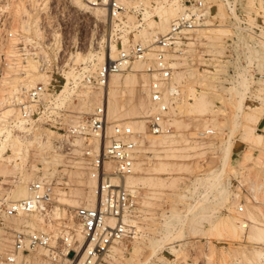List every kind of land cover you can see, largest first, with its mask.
Returning <instances> with one entry per match:
<instances>
[{
  "label": "rangeland",
  "instance_id": "obj_1",
  "mask_svg": "<svg viewBox=\"0 0 264 264\" xmlns=\"http://www.w3.org/2000/svg\"><path fill=\"white\" fill-rule=\"evenodd\" d=\"M2 1L6 4L9 0ZM42 1L38 0V3ZM212 2L213 15L209 20L213 22L214 17L213 24L215 25L223 21V24L228 25L229 33L222 39V42L220 41V46L217 44L214 50L205 36H200L199 40L192 37L194 41L187 43L188 47L184 53L172 55L174 62L178 63L173 73L177 72L175 79L181 81L182 97L170 107V116L166 122L170 125V129L166 133L176 132L180 139L175 142L176 145L173 144L174 147L171 146L170 151L168 149L166 154L165 151L164 153L159 152L158 156H152L145 149L136 150L138 142H135L134 172L131 175L137 177V181L130 183L128 176L125 181L136 189V210L140 234L135 238L124 239L112 245L109 251L102 255L98 264H264V261L260 262V260L255 262L253 259L255 257L251 255L255 249L260 250L264 255V164L261 166L259 154V146L263 137L261 130H264V86L261 80L264 76L251 74L253 68H257L253 63L247 66L248 73L251 75L250 87L244 94V112H237L236 78L248 63L246 48L242 42L255 38L244 28L233 23L228 16L231 11L227 10L224 4L222 6L226 15L222 17L223 20L220 19L219 13H216L218 11L215 4L221 0H212ZM253 2L255 3V0H245L244 11L247 18L251 17L250 13L253 9L258 10L256 9L258 6L253 8ZM257 2L258 0H256V5H258ZM25 4L29 5L27 0ZM147 4L144 3L145 6ZM29 7L31 9L32 5L30 4ZM7 9L12 19L11 10ZM36 16L41 37L38 38L31 28H29L30 31L29 29L23 31L20 28L21 20L17 18L16 21L11 20L14 30L11 41L16 42L22 35L37 39L40 42L38 45L41 55L46 58L53 54L55 41L59 39L58 53H63L68 62L72 64L85 61L91 64L95 62L96 52L92 49L94 48L93 41L98 40L107 31V15L99 10L75 7L73 0H47L44 8H38ZM125 18L129 27L138 29V25H130L135 18L133 13H127ZM151 18H155L154 14ZM257 21L264 25L263 16H258ZM144 24L145 20L140 25ZM134 30L132 28L129 33L123 34L122 44L131 39L138 41ZM6 48L10 53L8 45ZM76 52H79L81 58L85 59L74 62L72 57ZM4 54H1L0 61L6 58L7 55ZM12 60V65L7 61L3 68L4 72L0 75L1 100L9 96L11 80L14 77H24L31 62H34L40 73L47 75L39 68L40 59L38 57L16 55ZM132 61L122 71L124 75L128 73L131 63H134V60ZM138 75L137 80L141 78ZM143 75L142 79L146 82L145 72ZM43 79L37 81H43ZM87 87L88 90L93 91L99 89L88 85L73 89L65 87V92L72 93L70 100L62 99L61 90L64 88L54 91L56 104H54L52 113L58 117L56 124L44 123L27 135L22 132L25 128L22 125L21 129L16 128L13 132L7 131L12 135L0 153V195H4L7 199L11 197L15 199L18 191H24L26 194L25 183L42 175L40 159L45 156L48 160L54 161L51 165L54 169L51 172L52 177L48 175L53 183V195L48 205L49 208L58 206L62 209L64 207L72 214L73 206L58 203L57 189L69 195L68 199L73 200V203L77 202L76 205L88 204L87 195L91 192L89 188L91 179L86 175L85 164L79 156L80 142L77 141L73 150L57 148L54 143L58 137V125L63 126L76 121L84 113L91 111L95 105L103 102V96L91 105L80 102L75 94ZM138 89L132 91V97L130 96L132 99L128 98V102L127 99L117 102L116 117L105 114L108 132L112 122L131 126L133 119L138 118L137 112L141 109L139 102L143 99ZM251 94L254 101L248 103L245 97ZM199 99L202 101L196 102ZM144 101L145 107L148 108L147 97ZM6 105V102L0 103V110ZM253 108L261 110L258 124L251 120L249 124V119L245 117V111H251ZM145 115L146 112L143 114V119ZM247 124L255 126V131L262 135L259 143L243 136L244 126ZM18 125L20 124L16 127ZM207 127L212 129L211 133L198 134L197 131ZM145 130L150 138L157 137L151 135L154 133ZM39 141L43 143L48 141V143L41 145ZM93 141L97 145L95 138ZM228 145L230 150L227 149ZM143 146L146 147L147 143L145 142ZM16 153L20 155L19 157L17 154L19 157L16 160L17 166L13 165ZM80 163L82 167H77ZM219 174L221 175L217 178ZM222 181L228 185L229 196L236 195L237 203L235 204L242 205L241 212L234 207L238 219L248 224L250 219L247 213L252 212V215H257V225L263 229L262 233L257 234L258 236H252L251 239L244 236L232 237L222 221H219L221 217L230 214L228 198L224 199L216 190V186ZM23 186L24 188L21 189ZM35 217V215H30L25 218L32 223L36 220ZM6 220L14 226L19 224L18 219L13 221L7 218ZM29 223V226L33 224ZM74 225L66 215H60L51 218V227L46 230L57 231L62 228L67 229L68 232L73 230L74 235ZM4 237L6 240L2 236L5 241L2 240V244L7 246L8 237L6 235ZM26 257L30 258L28 264H49L43 248L22 252L20 264H24Z\"/></svg>",
  "mask_w": 264,
  "mask_h": 264
},
{
  "label": "built area",
  "instance_id": "obj_2",
  "mask_svg": "<svg viewBox=\"0 0 264 264\" xmlns=\"http://www.w3.org/2000/svg\"><path fill=\"white\" fill-rule=\"evenodd\" d=\"M82 1L88 8L102 9L108 16L107 31L93 41V51L102 53V59L96 65L88 61L72 64L61 52L45 58L39 50L40 42L23 35L16 42L11 41L14 30L10 14L4 1L0 0V45L7 44L11 50L0 61V75L6 60L12 63L16 55L38 57L39 68L47 74L44 81L27 84L12 93L9 103L15 115L7 118L6 129L13 132L16 125L20 124L25 127L22 132L27 135L44 123L56 124L58 117L52 113L56 104L53 96L55 90L62 87L73 89L82 85L102 87L107 84L111 73L125 70L132 60L142 59L146 62L143 68L147 78L146 129L154 134L168 131L170 125L166 122L170 116V107L182 97L181 81L173 77L176 67L172 55L184 53L187 43L193 40L195 30L206 19H211L212 0H177L179 9L170 16L167 30L153 35L146 44L132 39L121 43L123 34L133 28L126 23L127 13L135 16L134 21L130 22L134 26H140L146 14L152 16V7L150 9L145 6L143 0H134L135 5L129 6L124 0ZM222 1L224 7L231 11L228 16L233 23L244 28L253 38L264 42V25L257 21L258 16L264 17V0H258L259 8L251 11L250 18L245 15V0ZM261 64L263 69L259 71L254 67L251 73L253 76H264V56ZM245 99L248 103L254 101L252 94ZM105 123V110L100 102L76 121L58 125V137L54 142L57 148L64 150H72L77 141L80 142V159L85 164L86 175L94 181V202L72 207V217L83 235V245L78 244L73 237V230L32 229L23 221L30 215H43L44 207L48 208L51 202L53 183L48 177L39 176L25 183L26 194L22 197L7 199L0 195V264L12 263L18 254L36 248L44 249L49 264H98L112 245L140 234L136 189L124 182V177L133 172L137 133L120 122L110 123V131L107 132ZM197 132L207 134L212 129L207 127ZM261 134L263 137L259 154L262 166L264 130H261ZM94 138L98 140L97 145ZM108 161L112 165L111 170L105 166ZM236 210L242 211L240 203ZM7 217H15L19 224L14 226L8 223ZM3 235L8 237L7 246L2 244Z\"/></svg>",
  "mask_w": 264,
  "mask_h": 264
},
{
  "label": "bare ground",
  "instance_id": "obj_3",
  "mask_svg": "<svg viewBox=\"0 0 264 264\" xmlns=\"http://www.w3.org/2000/svg\"><path fill=\"white\" fill-rule=\"evenodd\" d=\"M250 1H252V0H250ZM27 2L29 3V5L30 4L32 5L31 9H30L28 4H25V0H9L4 5H5V7L9 8L11 10L13 20L16 21L17 18H18L17 20H19V19L21 20L22 24L20 25V28L23 31H28V29L31 28L32 30H34L33 33H35L37 35V37L39 38L40 34H39V28H38V24H37L38 19L36 16V12H37L38 8H44V6L47 5V0H43L41 3H38V0H27ZM124 2L127 6H129L131 4L135 5L134 0H124ZM221 2H222V0H221ZM221 2H218L217 4H215V8H217V11H218L216 13L217 14L219 13L218 16L221 17V18L220 17L219 18L223 20L222 17H224V15H226V13L224 12L225 9L222 6L223 3H221ZM143 3H145V5L148 3L150 9L152 7L151 12L154 14L155 18L154 19L151 18V16H150L151 14H146L145 24L142 26L140 25L141 27L139 26L140 28L138 27V29H135L133 27V30L134 29L136 30V31L134 30V32H136L135 35L138 37L139 43L146 44V43L151 41L153 35L158 34V33L162 34L167 30L169 18H170V16H172L177 11V9H179V4H178L177 0H159L157 3L154 1H151V0H143ZM251 3L252 2H250V4ZM148 4H147V6H148ZM257 4L259 5V1L257 2ZM73 5L75 7L80 8V9L88 8L83 3L82 0H73ZM258 8H259V6H258ZM89 9L99 10V11H101V13L107 15L106 13H104V11L102 9H99V8H89ZM99 13L100 12H98L97 14H99ZM233 17L235 18V16H233ZM10 18H11V16H10ZM107 20H108V16H107ZM222 22L223 21H221V23H218L217 25H215V24H213L212 21H210L209 19H206L204 21V23L202 24V27L200 26L201 28L199 27L198 29L195 30L193 38H195L196 40H199L200 36H205V38L210 43L212 50H214V48H216L217 44H218V46H220L219 45L220 41L222 42V39L224 37H226V35L229 33L228 25L223 24ZM29 31H30V29H29ZM55 36H57V34ZM242 43H243V46H245V48H246L248 63H247V65H245L242 68V71L240 73H238V76L236 78L237 85H238V91L237 90L235 91V93L237 94L236 110H237V112H240V113L244 112V110H243L244 94L247 91V89L250 87L251 75L248 73L249 68L247 69V66H250V64L253 63L254 65L257 66L258 70L261 71L263 69V66L261 64V59L264 56V42L262 40L250 38L249 41L244 40ZM6 45H3V46L0 45L1 46L0 56L2 53L3 54L8 53V49L6 48ZM112 48H113V46L111 45L110 49H112ZM59 50H60L59 39H56L55 46L53 49V55H55V53L58 52ZM215 50H217V49H215ZM212 52H214V51H212ZM4 55H7V54H4ZM95 56H96L95 62H93L92 65H96L97 63H99L101 61L102 53L96 52ZM88 57H90V56H88ZM82 59L84 60L85 58H81V55L79 52H76L72 57V60L74 62L80 61ZM7 61L8 60H6V63H7ZM8 63L10 65H12L11 62L8 61ZM145 63L146 62L142 59H135L134 63L133 64L131 63L130 69L128 70V73H126L125 75L122 73V71L111 73L109 75V79H108L106 85H103L102 87L101 86L96 87L99 89L94 90V91L88 90V87H87V89L83 88L80 90L79 93H76L75 95L80 102H83L84 104H88V105L93 104L95 101H98L100 96H103L102 104H103V107L105 110V114L107 113L111 117H116L118 114L117 102L122 101V99L123 100L127 99V102H128L129 101L128 98H130V100L132 99L131 98L132 97L131 94H133L132 91H134L136 88H139L138 89L139 93H140V95L143 96V97H141L143 99H141L139 102V105H140L139 107H141V109L137 112V114L139 115L138 118L133 119V123L129 127L137 133V136H136L137 139H135V142H138V147L136 148V150L138 149V151H139L140 149H145V150H148V152H150V154L152 156H158L161 152L164 153V151L166 154V151H168V149L170 151L171 146L173 144L174 145L177 144L175 142H177V140L180 139V136L177 135L178 133H176V132L171 133V134H167L166 132H168L169 130L163 131L160 133H156V134H151L153 136H157L156 138H150L148 136V134L146 133L143 114H145V112L148 111V108L145 107L146 103H144L145 102L144 98L146 97V91H145L146 82H145V79H142V77L144 76L143 75L144 74V68H143L144 66L143 65H145ZM174 64L177 65L178 63L174 62ZM36 68L37 67L34 64V62L33 63L31 62L29 64L28 70L25 72L24 77H22V78L14 77L11 80V83L10 84L8 83L11 86V88L8 91L9 96L5 97L3 100L0 99L1 104H2V102L7 103V105L0 110V153L5 148L6 142L10 138V135H12V133H10L11 131L7 132L8 130H6V127H5V123L7 121V118L14 115V113H15L12 105L9 103L10 96L12 95L13 92L22 88V86H25L27 84H33L35 81L41 80L42 78L45 79L47 77V75H43ZM3 72H2V74H3ZM138 74L141 76V78H138L141 81L136 79L137 78L136 76ZM176 74H177V72L173 73L174 79H175V77H177V76H175ZM139 75H138V77H139ZM145 75H146V73H145ZM44 76H46V77H44ZM44 79H43V81H44ZM258 79H260V78L258 77ZM261 80H262L263 86H264V79L262 78ZM4 81L6 82V80H3V82ZM62 88H64L63 90H61V92L63 93L62 99L63 100L64 99L70 100L72 93L69 91L65 92L66 91L65 87H62ZM62 88H60V89H62ZM201 101H202V99H199L196 102L199 103ZM195 104H197V103H195ZM122 107H123V103H122ZM245 113H246L245 117L247 116V118L249 119V120L247 119L248 123L251 120V121H253V123L258 124L259 116L261 115V110L259 108H253L251 111H247V112L245 111ZM111 117H109V118H111ZM245 120H246V118H245ZM249 124L244 126L243 136H245V138L246 137L251 138L256 143H259L262 135L255 131V128H254L255 126L253 127L252 125H249ZM17 128L21 129L22 126L18 125ZM105 128L107 131V124L106 123H105ZM3 134H6V135L4 136ZM13 136H15V135H13ZM2 137H4V138L2 139ZM97 141L98 140L96 138L95 139L96 144H97ZM44 142L45 143H43V141H39L38 143H41V145H46V143H48V141H44ZM145 142L147 143L146 147L143 146V144ZM99 143H100V140H99ZM174 145H173V147H174ZM227 147H228L227 149L230 150L229 145ZM19 151H20V149H19ZM24 152H25V150H24ZM17 154L18 153H16V156L13 159V165L17 164L16 160H17V158L20 157V155L18 154L19 155V157H18ZM55 161H57V160H55ZM40 162L42 164V168H41V174L42 175L41 176H45V177H48V175L51 176V172L54 170L51 165L53 164L54 161L48 160V158L43 156L40 159ZM134 163H135V160L133 162V172H134ZM105 166L108 170L112 169V165L109 161L105 164ZM77 167H82V163H80L79 166H77ZM132 173H130L124 177L125 183H126L125 179L127 176H128V180H130L129 181L130 183H135V181H137V179H136L137 177H135L134 175H131ZM220 175L221 174H219L217 176V178L220 177ZM26 179L27 180L29 179L28 176ZM93 186H94V181H93V179H91V180H89V188H90L91 192L89 195H87V200H88L87 203L88 204H92L94 202L93 200L95 198V195H94V191H93ZM23 188H24V186L21 189H23ZM216 190L219 192V195H221L224 199L228 198L227 199L228 204L230 203V205H229L230 206V211H229L230 214L227 216L221 217L220 218L221 220H219V221H222L224 227L232 234L231 235L232 237L235 236L236 238H238V237L240 238V237L244 236V237L251 239L252 236L256 237V236H258L257 234H259L260 232L262 233L263 229L258 227V225H257V219H256L257 215H255V214L252 215L253 214L252 212H251V214L247 213L248 219H250V223L247 224V223H245V221L243 222L240 219H238V217L236 216L235 211H234V207L237 208V206H238L235 204L236 195L234 197L229 196L228 185L225 181H222L221 183H219V185L216 186ZM18 192L19 193H17V195L14 194L15 197H17V198L25 195L24 191H21V192L18 191ZM68 196L69 195H67L65 192L57 189V201L59 204H62L64 206L65 205H69V206L76 205L77 202L73 203L72 202L73 200L70 201L71 199L69 200L68 198H70V197H68ZM48 208L44 207L43 215L42 214L35 215L36 220L32 219V220H35L32 222L33 224L29 220L27 221V219H24L23 221L26 222L27 224L30 222L32 224L30 226L33 227L34 229L39 228V229H45L46 230L47 228L51 227V218H56L57 216H60V215H66L75 224L74 225L75 226V232H74L73 237L77 240L78 244L83 245L82 244L83 243V235L80 233L79 225L73 219L72 214L70 212H68L66 210V208H64V207L62 209H60V207H58V206H54L51 209L50 208L48 209ZM7 218H8V220L11 219L13 221L16 219L14 217H7ZM229 232H228V234H229ZM137 236H134L133 238H135ZM3 238H4V240H6L4 235H3ZM3 238H1V241L3 240ZM254 251H252V252H254L253 254H255V255L251 254L252 257L254 256L256 258V260H255V258H253L254 261L255 262H257L258 260H260V262L264 261L263 253L260 250L257 251V249H255ZM21 254L22 253L18 254L15 257V259L13 261V262H15L14 264H20ZM29 259L26 257L24 264H28ZM9 264H11V263H9ZM255 264H257V263H255Z\"/></svg>",
  "mask_w": 264,
  "mask_h": 264
}]
</instances>
